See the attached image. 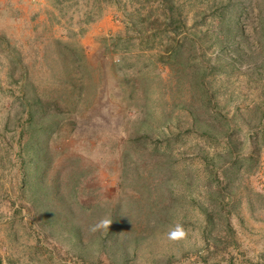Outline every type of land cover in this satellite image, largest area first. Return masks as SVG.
<instances>
[{"label": "rangeland", "instance_id": "1", "mask_svg": "<svg viewBox=\"0 0 264 264\" xmlns=\"http://www.w3.org/2000/svg\"><path fill=\"white\" fill-rule=\"evenodd\" d=\"M0 264H264V0H0Z\"/></svg>", "mask_w": 264, "mask_h": 264}, {"label": "clouds", "instance_id": "2", "mask_svg": "<svg viewBox=\"0 0 264 264\" xmlns=\"http://www.w3.org/2000/svg\"><path fill=\"white\" fill-rule=\"evenodd\" d=\"M110 222L107 220L101 221L97 227H107ZM167 237L170 241L177 242L183 240L187 237V231L181 224L175 225L170 231L167 233Z\"/></svg>", "mask_w": 264, "mask_h": 264}, {"label": "trees", "instance_id": "3", "mask_svg": "<svg viewBox=\"0 0 264 264\" xmlns=\"http://www.w3.org/2000/svg\"><path fill=\"white\" fill-rule=\"evenodd\" d=\"M200 126L204 129L205 133L208 135L216 131L215 126L210 121H204V122L201 121ZM219 131H223L222 128ZM205 215H206V220L209 222L210 221L209 212H207Z\"/></svg>", "mask_w": 264, "mask_h": 264}]
</instances>
